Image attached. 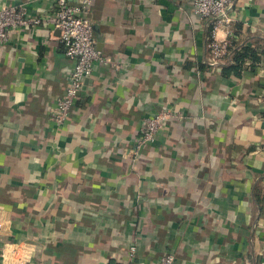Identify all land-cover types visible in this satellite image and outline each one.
<instances>
[{"label": "crops", "instance_id": "obj_1", "mask_svg": "<svg viewBox=\"0 0 264 264\" xmlns=\"http://www.w3.org/2000/svg\"><path fill=\"white\" fill-rule=\"evenodd\" d=\"M2 5L46 21L53 2ZM230 16L264 50V0H235ZM89 19L106 63L62 124L53 110L71 64L59 32L47 20L0 45V250L33 244L26 264H156L166 253L264 264V55L255 73L222 78L189 0H90ZM164 109L184 119L122 153Z\"/></svg>", "mask_w": 264, "mask_h": 264}, {"label": "built area", "instance_id": "obj_2", "mask_svg": "<svg viewBox=\"0 0 264 264\" xmlns=\"http://www.w3.org/2000/svg\"><path fill=\"white\" fill-rule=\"evenodd\" d=\"M52 12L46 21L59 32V41L63 46L64 56L71 64L63 95L57 99L53 110V119L58 124L65 122L75 104L78 93L86 79L93 75L95 63L106 61L95 47L93 24L89 19L90 0H52ZM193 15L208 25L207 49L208 66L221 67L227 64L226 57L232 43L233 33L230 27L231 12L235 0H189ZM45 19L31 16L23 5L0 6V45L7 43L10 34L23 28H37ZM225 28L226 36L221 40L219 31ZM253 46L254 43H252ZM230 62V61H229ZM184 119L177 110L164 109L142 120L139 136L132 148L123 149L122 153L138 155L143 147L153 143L168 122ZM132 157V156H131ZM32 246L29 242H10L3 245L0 258L4 264L27 263L32 257ZM134 247L130 248L129 256L133 257ZM175 256L167 253L159 258L156 264H174Z\"/></svg>", "mask_w": 264, "mask_h": 264}, {"label": "trees", "instance_id": "obj_3", "mask_svg": "<svg viewBox=\"0 0 264 264\" xmlns=\"http://www.w3.org/2000/svg\"><path fill=\"white\" fill-rule=\"evenodd\" d=\"M232 32L238 37V39H232L229 53L226 57L228 63L221 66L220 76L226 79L231 77L239 79L244 72L248 71L250 73H255L257 71L259 65L261 64L264 50L261 45L253 46L248 44L246 40L247 34L244 33L243 27L240 23L234 24ZM189 66L191 68L190 64ZM198 71H204V69L199 67ZM171 120L173 121L174 119Z\"/></svg>", "mask_w": 264, "mask_h": 264}, {"label": "water", "instance_id": "obj_4", "mask_svg": "<svg viewBox=\"0 0 264 264\" xmlns=\"http://www.w3.org/2000/svg\"><path fill=\"white\" fill-rule=\"evenodd\" d=\"M87 82H88V79H86V80L84 81V83H83V86H82L81 90H83V89H84V85H85V84H87ZM78 94H79V93H78Z\"/></svg>", "mask_w": 264, "mask_h": 264}]
</instances>
